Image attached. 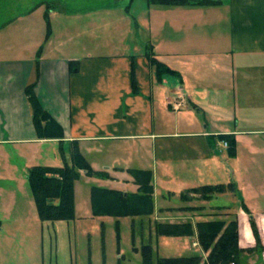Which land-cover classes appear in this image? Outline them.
<instances>
[{
  "label": "crops",
  "instance_id": "0c3cea01",
  "mask_svg": "<svg viewBox=\"0 0 264 264\" xmlns=\"http://www.w3.org/2000/svg\"><path fill=\"white\" fill-rule=\"evenodd\" d=\"M52 7L53 4L37 3L0 22V148L27 150L29 161L24 160V167L35 158L48 157L49 152L54 156L61 147L67 158L72 142L77 143L81 154L84 149L97 154H149L154 168L147 169L152 173L154 225L190 223L194 229L192 246L199 247L197 223L218 220L227 224L234 220L239 249L261 252L264 264V0H226L216 5L225 8L226 48L212 51L209 56L206 64L212 67L211 75L198 68L205 65L204 60L188 59L186 40L169 36L171 25H160L159 30L148 26L149 43L143 49L134 44V53H129V26L119 51L93 55V48L86 43H80L82 50L75 48L70 22L62 21L59 28L54 26L60 16ZM134 28L139 29L135 19ZM146 46L152 47L158 62L179 77L166 76L158 82L145 57ZM72 61H77L79 68L70 74L68 63ZM31 84L42 108L61 127V140L36 137L25 95V88ZM189 105L203 116L210 115L211 124L197 120L190 109L183 110ZM230 120L235 123L233 129L218 124ZM218 135L234 138V155L212 150L219 147ZM128 140H137L139 146L122 144ZM184 150L188 160L176 170L179 166H174L168 154ZM32 164L27 170L35 166ZM124 166H112L114 172L104 168L110 181L118 180L117 174L131 169ZM206 178L216 183H197ZM155 181L163 192L157 207ZM217 184H233L235 192L207 201L194 195L185 201L180 199V194L188 189ZM6 189L0 188V199ZM176 195L180 204L168 206L167 201ZM246 210L257 230V249Z\"/></svg>",
  "mask_w": 264,
  "mask_h": 264
},
{
  "label": "rangeland",
  "instance_id": "374dc122",
  "mask_svg": "<svg viewBox=\"0 0 264 264\" xmlns=\"http://www.w3.org/2000/svg\"><path fill=\"white\" fill-rule=\"evenodd\" d=\"M200 1L202 0H188V2ZM209 1H219L221 4L226 0ZM41 2L54 5L52 9L60 16L57 17L60 19L59 23L53 22L56 28L61 26L62 21L71 23L70 30L74 37L71 41L75 48L82 50L83 45L80 43H86L93 48V55H107L119 51L120 44H124L120 42H124L129 26L130 32H127V42L131 44L129 53H134V44H139V49H143L149 43V27L159 30L160 25L161 27L171 25V34L167 29L169 36L181 37L182 42L186 40L188 59L197 57L201 61L204 60L205 65H198V68L210 73L209 75L212 67L206 63L211 59L209 56L212 55V51L217 53L226 48L223 18L225 8H216V6H184V9H173L172 7L155 8L156 6L149 4L148 0H0V22L14 18ZM42 6L44 7V4ZM153 10H157L158 13H154ZM63 14L68 17H64ZM40 19L44 26L41 14ZM134 19L139 24L137 31L134 30ZM34 20H37V17H34ZM193 108L189 105L183 110L190 109L197 120L204 119L208 123L211 122L210 115L206 113L203 116ZM241 111L244 113V109ZM218 124L227 129L235 128L232 120L220 121ZM216 142L218 143L219 140L217 139ZM122 144L139 146L137 140L123 141ZM57 150L54 156L49 152L48 157L35 158L33 160L35 162H28V165L33 163L32 165L35 166L58 168L63 165V159L69 163V156L63 158L59 148ZM212 150L227 155V149L214 146ZM185 151L172 156L168 154L174 166H179L176 170L180 169L181 165L185 166L184 161L188 160ZM115 153L97 154L89 149H84L82 152L91 169L96 173L107 174L104 168H110V172H114L111 168L114 165L154 170L152 157L149 154ZM26 156L27 150L23 147L0 148V188H7L2 190L5 196L0 199V264H141L142 245H150L152 248L153 264H156L157 257L200 256L202 261L205 259L206 254L202 251L200 253L199 247L192 246L194 241L192 236L179 240L165 236L157 238L153 214L149 218L93 216L90 205L93 187L129 194L136 192L132 178L127 172L117 174L118 180L113 182L110 181L109 176L107 178L98 175L87 176L84 172L77 171L73 182L74 218L71 221H39L33 198L27 187L26 176L29 166H22L24 160L29 161ZM175 174L182 176L179 172ZM157 175L159 177V173ZM215 181L206 178L197 183H216ZM222 181L226 183L225 180ZM155 188L154 198L157 207V203L162 202L159 194L163 192L157 181ZM174 188L178 189V187ZM8 190L13 194L11 195ZM24 194H27L29 199ZM179 204L177 195L167 201L170 207ZM248 254L239 255V264H263L261 252L253 250ZM202 261L200 260L198 264H202Z\"/></svg>",
  "mask_w": 264,
  "mask_h": 264
},
{
  "label": "trees",
  "instance_id": "16d2710c",
  "mask_svg": "<svg viewBox=\"0 0 264 264\" xmlns=\"http://www.w3.org/2000/svg\"><path fill=\"white\" fill-rule=\"evenodd\" d=\"M148 3L160 7H213L220 4L219 1L209 0H202L200 2H188V0H148ZM48 37L49 23L46 18L45 39ZM144 54L158 82H161L164 76L179 77L175 71L154 58L151 46H146ZM78 68L77 61L68 63V72L70 74L76 73ZM33 87L34 84L27 86L25 88V95L30 106L31 120L36 137L38 139L61 140L63 137L61 127L42 108L33 93ZM132 89L135 92L133 76ZM217 139L219 141H226L228 143V155H234L235 141L232 136L219 135ZM59 152L64 158L63 147L60 148ZM69 159V164L63 159V165L58 168L34 166L28 170L26 180L38 219L41 222L71 221L74 218L73 182L76 179L77 171H82L87 176L98 175L105 178L108 177L106 173H96L91 169L86 159L80 153L76 142L70 144ZM126 172L132 177L133 183L137 186V191L129 194L117 190L93 187L90 194V205L93 216L121 218L149 217L152 215L154 207L151 171L129 169ZM234 192L235 188L233 184L206 185L186 190L180 194V199L185 201L194 195L203 201H207L213 196ZM249 222L256 239V249L260 248L257 230L250 214ZM193 230L190 223H156L154 225L156 236L173 238L189 237L193 235ZM195 232L197 244L201 251L206 254L203 261L200 256L157 257L156 264H198L200 260L202 264H239L240 254L251 253L254 250L239 249L237 226L234 220L227 224L218 220L199 222L195 225ZM134 250L137 251L136 249ZM140 256L141 264H153L152 248L150 245L141 246Z\"/></svg>",
  "mask_w": 264,
  "mask_h": 264
},
{
  "label": "built area",
  "instance_id": "2783aa9c",
  "mask_svg": "<svg viewBox=\"0 0 264 264\" xmlns=\"http://www.w3.org/2000/svg\"><path fill=\"white\" fill-rule=\"evenodd\" d=\"M218 146L221 147L222 149H227L228 143L226 141H219Z\"/></svg>",
  "mask_w": 264,
  "mask_h": 264
}]
</instances>
